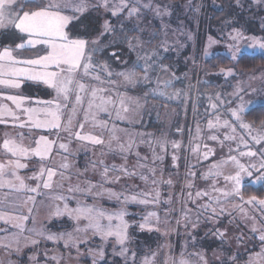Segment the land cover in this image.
<instances>
[{
    "label": "snow or ice",
    "instance_id": "6c2138e0",
    "mask_svg": "<svg viewBox=\"0 0 264 264\" xmlns=\"http://www.w3.org/2000/svg\"><path fill=\"white\" fill-rule=\"evenodd\" d=\"M255 50L264 0H0V264H264Z\"/></svg>",
    "mask_w": 264,
    "mask_h": 264
},
{
    "label": "rangeland",
    "instance_id": "374dc122",
    "mask_svg": "<svg viewBox=\"0 0 264 264\" xmlns=\"http://www.w3.org/2000/svg\"><path fill=\"white\" fill-rule=\"evenodd\" d=\"M212 10V9H211ZM216 14V13H215ZM212 15V14H211ZM221 16V15H220ZM219 17H216V15L214 16L213 18V26H215L218 22H219ZM202 25H201V29H198L197 28V24H196V21L195 20H189V21H186L187 23V27L192 31L193 33V40L192 41H189L188 42V45L186 47V49L182 52L181 56L178 59V67H179V72H184V71H187L188 68L185 67V64H184V57L185 56H188L190 54H192L194 52L195 49L197 48H202V42L204 40H206V34H207V29H208V23L206 20H202ZM259 27V20L255 21L254 22V28H257L258 29ZM216 46H213V51H216ZM258 51L259 50H255L253 52V54H258ZM30 53L29 52H25L23 53V55L27 56L29 55ZM252 54V55H253ZM225 59H223L222 61H224ZM221 61V58L220 57H214V59L211 61H208V65H211V64H217L218 66H228L229 65V61L226 59L227 61V64H221L219 63ZM208 65H205V68L207 69ZM188 67H191V62H189V65ZM254 69H264V65L262 66H259V67H256ZM254 69H251V70H240L237 68L238 71L240 72H244V73H250L252 72ZM238 78H241V77H238ZM243 79L247 80V76L245 75L244 77H242ZM200 79L203 81V80H208L210 81V83L205 87V90L206 91H215V90H218V86L220 85H224V77L220 76V77H217V76H209V77H206L204 72H200ZM196 80H195V77H193V83H195ZM230 83H235V81L233 80H230L229 81ZM28 83H31V82H28ZM32 84V83H31ZM34 85L33 86V89H34V94L36 95L37 93L41 94L42 96V91H40V89H42L44 86L43 85H40L39 88L35 85V84H32ZM179 86V85H178ZM226 87V85H225ZM32 89V90H33ZM7 103H11V102H8L6 101ZM205 103H207V101L205 100L204 101ZM174 107V106H173ZM201 112H203V108L200 109ZM206 123V122H205ZM188 124L191 125L192 129H193V132L195 131V123L194 121L192 120V116H191V109L189 110V119H188ZM150 131V130H149ZM153 131V130H152ZM187 140H188V132H187V128L185 130V135H184V142L187 143ZM146 151V149H145ZM225 151H227L225 149ZM109 162L111 163L112 160L110 159ZM116 163H119L120 161L117 159L115 161ZM194 162V161H193ZM181 164L183 165V161H181ZM181 172H183V167H181ZM137 183H139V181H137ZM179 191V188L177 187V192ZM136 206V205H135ZM138 207V206H136ZM139 208V207H138ZM141 209H137L136 212L140 211ZM129 212H134L133 210H128ZM147 234V233H146ZM149 234H147L148 236ZM143 237V236H142ZM143 239V238H142ZM175 239L176 237H173V241L175 242ZM153 242V241H151ZM153 246L154 245V242H153Z\"/></svg>",
    "mask_w": 264,
    "mask_h": 264
},
{
    "label": "trees",
    "instance_id": "16d2710c",
    "mask_svg": "<svg viewBox=\"0 0 264 264\" xmlns=\"http://www.w3.org/2000/svg\"><path fill=\"white\" fill-rule=\"evenodd\" d=\"M218 3H219V0H218ZM208 14L209 15H211L212 14V10L211 9H208ZM216 17H219L220 15H221V13H219V12H216ZM214 15V16H215ZM212 22H213V20H212ZM201 25H202V22L200 23V25H199V28L198 29H201ZM214 59V58H213ZM213 59H211V61L213 60ZM167 62V61H166ZM219 63H221V64H227V61H226V59L224 60V61H220ZM262 65H264V56H262V55H260V54H253V55H251L250 57H245L244 59H242L241 60V62H240V64H238L237 65V68L238 69H240V70H242V71H244V70H251V69H254V68H256V67H259V66H262ZM33 86L34 85H32L31 83H28V86H25V87H23V92L24 93H26V94H32V95H35L34 93V89H33ZM33 89V90H32ZM41 95V94H40ZM44 95V93H42V96ZM45 98H47L46 96H45ZM4 102H6V101H4ZM7 103V102H6ZM171 107H173V106H171ZM171 107L169 108V111L171 110ZM161 116L163 117V114H164V109L163 108H161ZM257 115H259V110H257L256 112H254V113H252V114H250L247 118L248 119H252L254 116H257ZM152 118H153V120L155 121V119H156V114L155 113H153L152 114ZM148 130H150V131H152V130H154L153 128H149ZM80 162L81 163H83V161H84V156L83 155H81L80 156ZM260 186H256L255 188L254 187H247V190H246V195L247 194H254L255 193V191H256V189L257 188H259ZM137 209H140V208H138V207H136L135 205H129L128 206V210H133L134 212H136V210ZM148 236H147V234L145 233V234H143V239L144 238H147ZM176 240V239H175ZM151 242V241H150Z\"/></svg>",
    "mask_w": 264,
    "mask_h": 264
}]
</instances>
